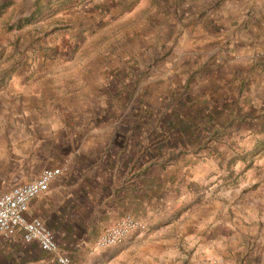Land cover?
Listing matches in <instances>:
<instances>
[{
    "label": "crops",
    "instance_id": "1",
    "mask_svg": "<svg viewBox=\"0 0 264 264\" xmlns=\"http://www.w3.org/2000/svg\"><path fill=\"white\" fill-rule=\"evenodd\" d=\"M217 2L224 5L222 14L203 44L207 58L216 55L220 65L204 85L207 93L216 86L233 102L228 113L236 119L210 126L218 134L208 139L207 150L188 156L184 167L159 165L151 172L143 145L118 139L122 134L104 105L113 92L111 63L87 71L74 60H39L24 76H11L8 92H0V195L46 169H66L31 201L26 217L41 220L76 264H206L209 257L239 264L225 250L234 239L229 232L212 229L207 235L202 189L219 186V168L221 178L234 176V167L241 178L264 164V0ZM127 215L147 230L94 251L104 232ZM0 264L58 262L19 233L0 240Z\"/></svg>",
    "mask_w": 264,
    "mask_h": 264
},
{
    "label": "rangeland",
    "instance_id": "2",
    "mask_svg": "<svg viewBox=\"0 0 264 264\" xmlns=\"http://www.w3.org/2000/svg\"><path fill=\"white\" fill-rule=\"evenodd\" d=\"M217 1L0 0V92H8L11 76H24L39 60H74L87 71L111 63L113 92L104 105L122 134L118 139L143 145L151 172L159 165L184 167L218 134L210 126L236 119L228 113L233 102L216 86L207 93L204 85L220 65L216 55L207 58L203 44L222 14ZM254 167L241 178L235 167L237 178L227 168L228 178H221L219 168V186L202 189L207 235L229 232L234 239L225 250L239 264H264V164ZM224 259L209 257L206 264Z\"/></svg>",
    "mask_w": 264,
    "mask_h": 264
},
{
    "label": "built area",
    "instance_id": "3",
    "mask_svg": "<svg viewBox=\"0 0 264 264\" xmlns=\"http://www.w3.org/2000/svg\"><path fill=\"white\" fill-rule=\"evenodd\" d=\"M261 61L264 63V55ZM65 171L64 168L46 169L37 179L0 195V240L10 241L21 233L25 242L38 243L43 251L54 256L58 264H76L60 251L54 234L41 220H29L26 217L31 201L47 192L51 183L63 176ZM146 230V223L127 215L104 232L95 244L94 251L118 246L135 233Z\"/></svg>",
    "mask_w": 264,
    "mask_h": 264
},
{
    "label": "trees",
    "instance_id": "4",
    "mask_svg": "<svg viewBox=\"0 0 264 264\" xmlns=\"http://www.w3.org/2000/svg\"><path fill=\"white\" fill-rule=\"evenodd\" d=\"M1 7V6H0ZM1 13H2V7L0 8V17H1Z\"/></svg>",
    "mask_w": 264,
    "mask_h": 264
}]
</instances>
